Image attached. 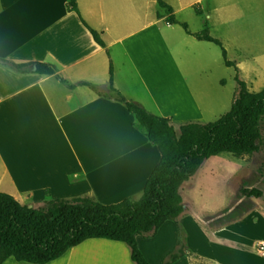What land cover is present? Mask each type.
<instances>
[{
    "label": "crops",
    "instance_id": "obj_1",
    "mask_svg": "<svg viewBox=\"0 0 264 264\" xmlns=\"http://www.w3.org/2000/svg\"><path fill=\"white\" fill-rule=\"evenodd\" d=\"M66 1L0 0V58L55 72L38 75L31 65L18 74L0 65V193L31 207L74 197L102 205L137 200L160 153L134 114L80 84L106 89L111 64L113 87L149 114L175 124L214 122L238 94L235 76L255 93L264 72V45L252 51L254 40L264 42V0H161L174 25L157 0H75L77 13ZM181 23L190 34L206 29L237 70L222 59L206 63L216 45L187 34ZM216 157L181 187L188 210L177 222L137 237L149 264H162L179 241L184 255L170 264H264L263 190L253 210L222 227L208 223L242 201L239 190L229 209L210 217L189 198ZM229 167L230 174L238 169ZM102 249L108 258L98 256ZM2 264L28 263L11 257ZM47 264L133 263L125 244L89 239Z\"/></svg>",
    "mask_w": 264,
    "mask_h": 264
},
{
    "label": "trees",
    "instance_id": "obj_2",
    "mask_svg": "<svg viewBox=\"0 0 264 264\" xmlns=\"http://www.w3.org/2000/svg\"><path fill=\"white\" fill-rule=\"evenodd\" d=\"M157 3L165 11L167 24H178L170 7L161 0H157ZM66 9L77 13L75 0H67ZM179 25L190 34L186 24ZM90 33L94 41L102 46L97 33L92 30ZM190 35L216 45L221 51L224 65L237 70L235 64L227 59L221 42L210 37L206 29ZM0 65L18 74L28 72L31 65L35 66L38 75L55 73L50 65L43 63L15 64L0 58ZM235 81L238 94L227 113L210 123L180 124L149 114L121 95L112 85L111 64L106 89L81 83V86L113 99L134 114L145 129L150 143L157 147L160 161L137 200L125 199L116 204L102 205L90 197H74L45 201L29 207L0 193V264L11 257L17 262L47 264L89 239L121 242L128 247L133 264H149L138 248L137 237H149L166 221L177 222L180 215L188 210L180 189L202 164L214 156L241 158L260 152L264 88L258 93H250L237 76ZM238 193L242 201L214 218L208 223L209 227H222L240 220L255 208L251 199L263 196V192L255 187H241ZM181 247L179 241L178 248L162 264L173 263L182 257L184 251Z\"/></svg>",
    "mask_w": 264,
    "mask_h": 264
},
{
    "label": "rangeland",
    "instance_id": "obj_3",
    "mask_svg": "<svg viewBox=\"0 0 264 264\" xmlns=\"http://www.w3.org/2000/svg\"><path fill=\"white\" fill-rule=\"evenodd\" d=\"M253 43L252 51L264 45V42L255 40ZM213 48L216 50L213 51V55L209 52L205 56V59H207L206 63H211L212 65H214L213 60L222 59L220 49L216 46H213ZM221 75L227 76L226 74ZM263 87L264 72L258 77V85L254 86L253 92L258 93ZM261 137L262 145L260 152L257 154L246 155L241 158L221 155L207 163L206 174L200 176L197 187L193 189L189 197L193 203L198 205L201 217L214 216L229 209L236 197V191L241 187H255L264 191V123L261 126ZM222 162L229 165H238L237 171L230 174L229 165L222 164ZM184 192L183 190L182 193L184 194ZM140 247L147 253L145 242L140 241ZM98 256L108 258L107 250H100ZM147 256L152 263L155 262L156 256L153 254H148Z\"/></svg>",
    "mask_w": 264,
    "mask_h": 264
},
{
    "label": "built area",
    "instance_id": "obj_4",
    "mask_svg": "<svg viewBox=\"0 0 264 264\" xmlns=\"http://www.w3.org/2000/svg\"><path fill=\"white\" fill-rule=\"evenodd\" d=\"M261 247L264 248V243L261 244Z\"/></svg>",
    "mask_w": 264,
    "mask_h": 264
},
{
    "label": "water",
    "instance_id": "obj_5",
    "mask_svg": "<svg viewBox=\"0 0 264 264\" xmlns=\"http://www.w3.org/2000/svg\"><path fill=\"white\" fill-rule=\"evenodd\" d=\"M29 207H31V206H29Z\"/></svg>",
    "mask_w": 264,
    "mask_h": 264
}]
</instances>
